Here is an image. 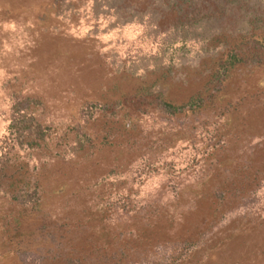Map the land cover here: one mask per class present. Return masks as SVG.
Here are the masks:
<instances>
[{
	"label": "rangeland",
	"instance_id": "obj_1",
	"mask_svg": "<svg viewBox=\"0 0 264 264\" xmlns=\"http://www.w3.org/2000/svg\"><path fill=\"white\" fill-rule=\"evenodd\" d=\"M165 38L105 0H0V264H264V55L209 83L223 51Z\"/></svg>",
	"mask_w": 264,
	"mask_h": 264
},
{
	"label": "trees",
	"instance_id": "obj_2",
	"mask_svg": "<svg viewBox=\"0 0 264 264\" xmlns=\"http://www.w3.org/2000/svg\"><path fill=\"white\" fill-rule=\"evenodd\" d=\"M145 1L149 3L146 9L139 6L138 0H105L109 9L114 10L117 20L121 22L132 20V16L135 14H150L154 25L165 34V48L172 47L178 42L185 45L186 42L195 40L204 44L208 43L209 50H218L219 53L223 51L222 57L214 61L216 69L210 73L209 83L220 82L222 77L228 75L231 68L245 60L247 54L242 53L240 44L246 39H249L247 50L251 55H256V51L257 54L264 55V0H204L205 3L212 4L211 8H208L202 15L198 12L196 5L199 0ZM174 13L177 18L173 17L172 21H168V24L162 25L160 21L164 19L165 15H174ZM229 15H233L235 18L227 19L226 17ZM234 37L241 39V42L232 43L231 38ZM226 47L229 49L227 58L224 59ZM157 97L160 98L159 104L171 112L184 108V106L174 105L164 99L163 92H160ZM201 102L202 98L193 96L187 105L199 106L202 104ZM43 136L40 129L33 135L34 138ZM33 140L38 143L40 139ZM79 144V148H82L81 140ZM12 197L20 199L26 195L21 194L20 189H14Z\"/></svg>",
	"mask_w": 264,
	"mask_h": 264
}]
</instances>
